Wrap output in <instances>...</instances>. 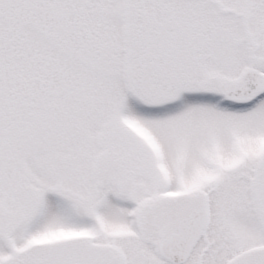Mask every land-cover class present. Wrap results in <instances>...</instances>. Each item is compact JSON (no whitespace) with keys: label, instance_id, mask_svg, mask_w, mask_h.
Here are the masks:
<instances>
[{"label":"snow or ice","instance_id":"6c2138e0","mask_svg":"<svg viewBox=\"0 0 264 264\" xmlns=\"http://www.w3.org/2000/svg\"><path fill=\"white\" fill-rule=\"evenodd\" d=\"M0 264H264V0H0Z\"/></svg>","mask_w":264,"mask_h":264}]
</instances>
